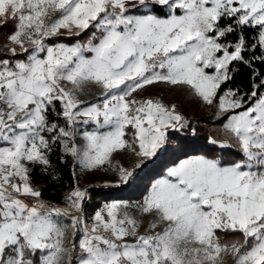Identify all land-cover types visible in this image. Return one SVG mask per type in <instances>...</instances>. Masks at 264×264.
Returning <instances> with one entry per match:
<instances>
[{
	"label": "snow or ice",
	"instance_id": "obj_1",
	"mask_svg": "<svg viewBox=\"0 0 264 264\" xmlns=\"http://www.w3.org/2000/svg\"><path fill=\"white\" fill-rule=\"evenodd\" d=\"M9 24L0 264H264V73L255 67L264 64V0H0V26ZM240 64L252 69L250 92L230 86ZM161 83L228 114V139L210 143L240 158L179 159L142 200L104 202L87 219L90 194L78 185L65 201L72 211L46 203L32 172H51L57 149L74 176L76 165L115 173L106 187L137 184V169L173 150L190 121L175 105L133 96ZM90 86L99 98L86 101ZM115 153L137 163L115 165Z\"/></svg>",
	"mask_w": 264,
	"mask_h": 264
},
{
	"label": "trees",
	"instance_id": "obj_2",
	"mask_svg": "<svg viewBox=\"0 0 264 264\" xmlns=\"http://www.w3.org/2000/svg\"><path fill=\"white\" fill-rule=\"evenodd\" d=\"M12 31V25L0 26V57H9L10 55L5 54L1 51L3 45L8 41V36ZM256 35L255 29H247L245 31L246 37H252ZM230 39H235V37H230ZM247 55V54H246ZM255 67L264 73V64L256 63ZM253 73L252 69L249 67L240 64L238 65V70L235 72L233 81L230 86L233 88H239L241 92H250L252 90L253 84ZM255 82H259V77L255 78ZM247 99V98H246ZM192 129H195V134L192 135ZM173 149L169 151L168 156H164L161 160L151 166L143 167L139 169L138 172L141 173L143 169L150 168L149 171H152V178L160 175L161 171L159 170L160 166L165 168L172 166L179 159L185 158L188 152L194 153L196 155H204L209 158H222V162H232L240 158V154L236 149H220L218 146L211 144L207 137L202 134L201 130L190 123V127L187 130L185 135H182L181 139L176 141L175 146H171ZM179 152V154H176ZM61 153L57 149L55 150L50 159L53 165L51 172L45 173L39 169L35 168L32 172V183L33 185L41 191L42 199L51 201L57 204H62L64 202V193L71 191L75 188L76 184L80 182V169L79 166H75L76 175H73L74 165L72 163L71 157H66L67 162H61L60 159ZM158 171V172H157ZM55 177V178H54ZM122 187H107V188H95L91 187L89 189L90 199L87 201L85 210L86 217H89L94 214L100 206L101 201L107 202L111 200H120V190ZM67 222H70L69 220ZM91 222V221H90Z\"/></svg>",
	"mask_w": 264,
	"mask_h": 264
},
{
	"label": "rangeland",
	"instance_id": "obj_3",
	"mask_svg": "<svg viewBox=\"0 0 264 264\" xmlns=\"http://www.w3.org/2000/svg\"><path fill=\"white\" fill-rule=\"evenodd\" d=\"M8 45H9V41H7L5 45H3L1 51L4 52L5 54L11 55L10 52H8V47H7ZM206 71L211 72L212 70L208 69ZM147 87L150 89L149 91L140 90L138 93H133V96L137 97L138 99H148V98L158 99L168 107H172L173 105H175L176 111L179 114L183 115L187 120H189L190 123L194 124V126L199 128L202 134L207 137L209 142L211 139H216L218 141H223L228 139V136L230 134L225 133L222 130V125L224 121H226L228 114L217 115L214 106L206 105L198 96L193 95L187 87L169 86L162 83ZM88 92L89 95L82 97V99H85L86 101H93L99 98L98 90L95 88V86H90ZM186 132L184 134H173L177 138L176 141H178V139H181L182 135H185ZM175 144L176 143H173L171 146H175ZM230 149H235V148H230ZM176 154H179V152H177ZM187 154L188 155L186 157L196 155L194 153L190 154L189 152ZM220 159L222 160V158ZM112 163L126 168H131L135 165V163H137V159L135 157L126 156L122 153H115L113 154L112 157ZM167 168H165L163 165L160 166L158 170L161 171L160 175H158L155 178H152L153 172L149 171L150 168L143 169L140 173L141 179L137 184L125 186L123 189L120 190V195H121L120 200L129 201V202L142 200L151 182L164 175ZM138 170L139 169H137V171ZM79 176L81 180L79 183L76 184V186L78 185L81 190L87 189L88 192L91 187L107 188L105 186L106 184L115 183L116 180L118 179L115 173L111 171L104 172L99 170L83 171V172L80 171ZM122 186L124 185H121L120 187ZM99 203L101 206L104 202L101 201ZM60 208L69 211V208L67 207L66 208L60 207ZM152 219H153L152 216H147L143 218L140 228L141 233H144L149 229ZM88 222L91 223L90 221ZM161 230H162V226L158 227L155 231H161ZM78 238H79V234L77 235V239ZM227 264H232V260L230 257L227 260Z\"/></svg>",
	"mask_w": 264,
	"mask_h": 264
},
{
	"label": "built area",
	"instance_id": "obj_4",
	"mask_svg": "<svg viewBox=\"0 0 264 264\" xmlns=\"http://www.w3.org/2000/svg\"><path fill=\"white\" fill-rule=\"evenodd\" d=\"M72 191V190H71ZM71 191H68V192H66V193H64V202L62 203V204H57V203H54V202H51V201H47V200H44L46 203H50V204H52V205H55V206H57V207H62V208H69V206H68V204L67 203H65V201L70 197V193H71ZM86 203H87V201L85 202V205H84V207L86 206ZM69 211H72V209L71 208H69ZM71 219V217H69V220ZM85 219H87L86 218V215H85ZM89 223V222H88ZM91 223H89V225H90Z\"/></svg>",
	"mask_w": 264,
	"mask_h": 264
}]
</instances>
